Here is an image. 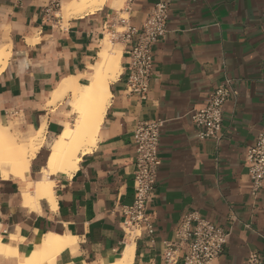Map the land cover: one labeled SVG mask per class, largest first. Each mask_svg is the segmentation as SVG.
<instances>
[{
	"label": "crops",
	"instance_id": "crops-1",
	"mask_svg": "<svg viewBox=\"0 0 264 264\" xmlns=\"http://www.w3.org/2000/svg\"><path fill=\"white\" fill-rule=\"evenodd\" d=\"M59 1L45 15L49 0H0V47L9 50L0 71V124L18 138L45 124L48 143L72 122L70 93L49 102L65 79L89 84L111 27L140 29L150 8L166 1L167 32L153 47V76L142 100L125 90L129 43L114 42L121 47V72L110 82L97 140L71 175H51L55 207L22 199L26 182L46 164L47 144L31 159L25 180L0 168L1 241L29 255L44 233L74 238L41 264H103L120 259L131 243L130 264H167L165 245L189 214L192 224L204 218L230 231L212 264H245L250 252L264 264V181L253 195L243 164L245 148L264 128V0H133L123 11H116L117 0H107L71 17L57 14L71 0ZM226 80L236 94L223 105L220 137L198 139L190 114ZM156 118L162 121L160 165L148 204L154 231L129 235L121 223L123 206L133 200L132 133L137 122ZM185 253L175 252L176 264ZM0 264L17 262L0 254Z\"/></svg>",
	"mask_w": 264,
	"mask_h": 264
},
{
	"label": "built area",
	"instance_id": "built-area-1",
	"mask_svg": "<svg viewBox=\"0 0 264 264\" xmlns=\"http://www.w3.org/2000/svg\"><path fill=\"white\" fill-rule=\"evenodd\" d=\"M133 0H125L126 10ZM60 6L59 0H49L44 7V14L48 15ZM169 5L166 1L155 3L141 23L140 29L121 25L118 31L111 27L108 31L113 41L129 43L127 47L128 62L125 90L128 94L139 99H145L149 91L150 80L153 76V47L164 38L167 28ZM134 39V40H132ZM236 94L231 81L226 80L214 88L205 105L191 112L190 118L196 128L198 139H215L220 137L223 105ZM162 121L158 118L137 122L132 133L135 145L133 161V200L131 204L123 206L124 215L121 223L123 232L136 235L145 232L151 235L154 231L152 216L148 212V204L155 194L157 171L160 165L158 157L159 131ZM243 164L251 181V193L255 195L264 181V128L257 134L253 143L249 144L243 154ZM188 214L181 220L174 241L167 242L163 258L167 264H176L175 252L186 249L180 264H212L222 252L228 242L230 231L215 225L204 218H195ZM245 264H263L256 252H250Z\"/></svg>",
	"mask_w": 264,
	"mask_h": 264
},
{
	"label": "bare ground",
	"instance_id": "bare-ground-1",
	"mask_svg": "<svg viewBox=\"0 0 264 264\" xmlns=\"http://www.w3.org/2000/svg\"><path fill=\"white\" fill-rule=\"evenodd\" d=\"M106 1L71 0L63 5L61 12L57 14L64 17L83 16L94 12ZM124 4L125 0H117L116 11L124 8ZM121 18H126V16ZM106 34L102 39L98 60L91 65L93 73L89 84L79 85L76 81L65 79L55 91L52 101L49 102V104H54L70 93L73 103L71 110L74 115L72 122L67 121L63 125V130L52 142L47 143L46 141L45 124L39 127L34 134L26 135L24 138H18L15 133L0 124V168L6 172L10 171L22 180H25V176L29 174L31 159L36 152L44 144L49 146L47 161L39 177L35 181L26 182L27 188L22 193L24 204L32 202L38 204L40 200H46L51 207H55L51 175L55 173L71 175L81 155L89 152L97 140L100 124L111 97L110 82L115 80L121 72V47L119 44L114 45L110 42ZM8 56V48L0 47V71L5 66ZM74 242L73 237L44 233L37 242L39 248L29 255H23L16 247L4 244L0 238V254L15 256L17 264H41L44 261L47 263L50 257ZM132 251L133 244L131 243L120 259L103 264H130Z\"/></svg>",
	"mask_w": 264,
	"mask_h": 264
},
{
	"label": "rangeland",
	"instance_id": "rangeland-1",
	"mask_svg": "<svg viewBox=\"0 0 264 264\" xmlns=\"http://www.w3.org/2000/svg\"><path fill=\"white\" fill-rule=\"evenodd\" d=\"M125 5V4H124ZM124 10V8H122L120 11H123ZM126 16V14H119V18H121V17H125ZM125 19V18H124ZM116 29L118 30V31H122L123 30V28H122V26L121 25H119V26H117L116 27ZM108 32V31H107ZM106 35H108V38H109V40H110V42H113V44H114V42L115 41H113V40H111L110 39V35H109V33L108 34H106ZM118 44V43H117ZM117 44H114V45H117ZM54 139V138H53ZM53 139H51L48 143H50V142H52V140ZM47 146H48V144H47ZM48 148H49V146H48Z\"/></svg>",
	"mask_w": 264,
	"mask_h": 264
}]
</instances>
